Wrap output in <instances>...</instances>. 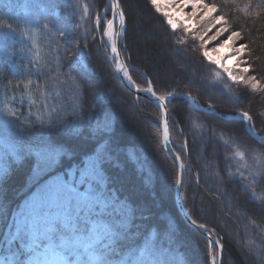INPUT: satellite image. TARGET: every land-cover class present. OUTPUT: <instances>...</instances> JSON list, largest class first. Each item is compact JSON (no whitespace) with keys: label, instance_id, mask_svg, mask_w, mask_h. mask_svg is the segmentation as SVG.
Wrapping results in <instances>:
<instances>
[{"label":"snow or ice","instance_id":"obj_1","mask_svg":"<svg viewBox=\"0 0 264 264\" xmlns=\"http://www.w3.org/2000/svg\"><path fill=\"white\" fill-rule=\"evenodd\" d=\"M145 3L187 62L168 78L147 68L134 78L123 0H0V264H224L225 237L195 195L189 203L193 144L215 173L208 195L246 224L243 259L264 264V110L244 105L264 100L249 26L264 20V0ZM94 51L133 100L155 108L151 151L170 182L122 140L108 106L85 110ZM65 88L71 104L49 103Z\"/></svg>","mask_w":264,"mask_h":264},{"label":"trees","instance_id":"obj_2","mask_svg":"<svg viewBox=\"0 0 264 264\" xmlns=\"http://www.w3.org/2000/svg\"><path fill=\"white\" fill-rule=\"evenodd\" d=\"M123 3L128 15V31L124 42L127 44V52L132 57V64L140 70L134 73V78L139 79L140 72L144 71L145 68L152 73H159L161 78H168L177 73L178 67L184 66L187 62L180 53L179 55L182 56L180 60L184 65H173L167 60L169 49L163 40L165 30L160 26L158 18L149 10L145 0H123ZM239 23H244V21L240 20ZM249 26L252 27L251 37L255 41L251 46L255 49V54L264 59V20L256 21L255 24L249 22ZM137 29L142 33L144 40L147 38L146 41L143 40L145 43L143 45L144 51L140 49V41L136 35ZM89 62L92 79L88 81L89 86L83 101L85 110H90L92 106L97 109L101 105L108 106L116 114L117 130L122 140L148 151L155 163L157 180L160 183L170 182V168L151 151L152 133L155 131V124L150 113L155 112V108L143 97L139 102L133 100V94L120 85L119 78L114 73L111 76L109 75L102 53L94 51ZM97 80H99V83H97ZM52 87L59 91L54 82H52ZM73 99L72 93L65 88L57 100H49V103L57 105L71 104ZM233 99H235V96H233ZM201 101L204 102L203 97H201ZM244 105H250L254 112L264 110V100L260 97H248L244 100ZM217 107L222 111L230 110V105L223 98H219ZM178 111L182 114L178 119H183L184 106L178 105ZM261 134L264 135V131ZM188 135L191 141L192 136L190 133ZM191 147V168L185 172L189 203H191L192 196L195 195L196 212L204 214L225 237L224 264H252L253 260L258 261L260 259L259 254L250 257L247 261L243 259L240 244L244 243L247 238L246 224L244 221L235 220L234 216L228 211V201L226 199L217 203L208 195L217 187L214 170L205 165L204 160L197 156V145L193 144ZM207 159L214 160L213 157H207ZM157 170L163 172L162 177H158ZM197 172L200 173L199 186H197L195 179ZM20 179V176L14 178L12 182L14 187L19 185ZM202 198L203 203H201ZM170 204L171 201H169V206ZM230 233H233V235H230ZM248 235H251L257 244L260 243V240L255 238L250 230H248ZM202 257L203 251L201 249L195 258L202 259Z\"/></svg>","mask_w":264,"mask_h":264},{"label":"rangeland","instance_id":"obj_3","mask_svg":"<svg viewBox=\"0 0 264 264\" xmlns=\"http://www.w3.org/2000/svg\"><path fill=\"white\" fill-rule=\"evenodd\" d=\"M136 35H137V38L139 39V41H140V49L142 50V51H144V42H143V40H144V38H143V35H142V33L140 32V31H138V29L136 30ZM147 40V38H145V40L144 41H146ZM167 57H168V59L167 60H169V62H171L173 65H184V63L183 62H181V60H180V58H182V56H180L179 55V53H172V52H170L169 50H168V53H167ZM157 174H158V177L160 178V177H162V175H163V172H161V171H158L157 170ZM232 232V231H231ZM230 235H233V233H230Z\"/></svg>","mask_w":264,"mask_h":264}]
</instances>
